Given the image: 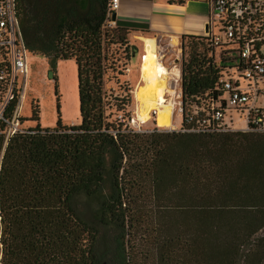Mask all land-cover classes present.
I'll return each mask as SVG.
<instances>
[{
  "label": "trees",
  "instance_id": "obj_1",
  "mask_svg": "<svg viewBox=\"0 0 264 264\" xmlns=\"http://www.w3.org/2000/svg\"><path fill=\"white\" fill-rule=\"evenodd\" d=\"M107 2L16 1L28 53L46 58L51 69L58 60H74L79 122L62 125L58 115L54 127L43 129L31 110L33 128L11 137L2 153L0 139V264H98V230L73 200L99 195L107 181L100 223L122 232L114 253L119 264H133L124 239L128 219L142 210L140 198L155 207L150 213L174 223L157 231L155 264H264V233L258 235L264 230V133L132 128L131 89L124 82L122 96L108 95L105 82L110 70L117 83L122 75L110 48L130 56L136 48L127 41L129 30L107 27ZM200 40L179 37L186 46L185 99L206 92L216 78ZM115 112L122 116L112 118Z\"/></svg>",
  "mask_w": 264,
  "mask_h": 264
},
{
  "label": "built area",
  "instance_id": "obj_2",
  "mask_svg": "<svg viewBox=\"0 0 264 264\" xmlns=\"http://www.w3.org/2000/svg\"><path fill=\"white\" fill-rule=\"evenodd\" d=\"M17 0H0V139L1 153L8 140L25 132L23 101L29 74ZM208 7L199 42L216 72L206 92L183 98L181 58L186 46L168 38L158 47L160 64L171 73L169 103L173 126L154 129L181 134L264 133V0H204ZM120 0H108L106 21ZM157 41V40H156ZM162 38L158 39L161 42ZM166 97V95H165ZM153 113L156 112L153 110ZM175 118L179 123H175ZM132 123L133 120H131ZM155 121V118H154ZM133 126L141 129L142 122ZM1 256V255H0Z\"/></svg>",
  "mask_w": 264,
  "mask_h": 264
},
{
  "label": "rangeland",
  "instance_id": "obj_3",
  "mask_svg": "<svg viewBox=\"0 0 264 264\" xmlns=\"http://www.w3.org/2000/svg\"><path fill=\"white\" fill-rule=\"evenodd\" d=\"M112 24L109 26L107 23V27L113 28L114 26L112 27ZM142 35L144 36H127V41L136 48V53L133 56H130V53L126 54L123 49H118L117 46H112L108 51L110 61L112 57H115L118 60L117 71L122 72V75L117 76L118 83L114 77L116 75L110 72L111 70L108 72V80L105 82V90L108 91V95L122 96V89L119 86L122 87L124 82L127 83L131 90L138 85L140 58L144 52V48H142L141 41L138 37H150L154 41L153 53L155 55L158 54V47H162L168 42L164 38H162L161 42H158L159 37L155 41V36L151 33H142ZM112 54L113 56H111ZM29 62L30 70L27 77V100L25 104L23 103L22 109V123L24 128L25 126L33 128L36 125V122L30 119L31 110L37 112L39 126L43 129L54 127L58 120V115L62 125L69 126L78 124L77 79L74 61L58 60L55 63L54 69H51L46 58L31 54L29 55ZM49 72H52V78L48 77ZM54 76L55 79H53ZM168 80H171V76ZM169 95L170 92L166 95V98ZM135 96H137L136 93ZM136 101L135 99L134 101L131 99V106L128 109L131 120L134 121L132 123L130 120V126L132 128L139 123L135 118L137 115V105L138 108L140 107L138 102L140 101L139 97L137 103ZM168 107H170V104L166 106V109ZM164 115L166 116V114ZM120 116H122V112H115L112 118H119ZM149 116L141 120L143 121L140 123L141 129L152 130L155 128V113L151 111ZM175 123H179L178 118H175ZM108 193L109 182L107 181L99 195L89 198L83 194H79L75 196L73 202L77 213L98 230L95 246V251L99 259L98 264H119L118 260L114 257V253L116 250V239L118 240L122 232L114 225H103L100 223V203ZM138 204L142 205V210L130 217L131 219H128L129 223L128 227H126L128 233L124 239L126 242L125 249L128 252V259H130L129 261L131 263L133 261V264H155L156 242L159 237L157 231L160 226H165V224L172 230L174 229V223L171 217H158L155 213H150V211H154L155 207L151 206L148 200L140 198ZM263 233L264 230L260 231L258 235Z\"/></svg>",
  "mask_w": 264,
  "mask_h": 264
},
{
  "label": "crops",
  "instance_id": "obj_4",
  "mask_svg": "<svg viewBox=\"0 0 264 264\" xmlns=\"http://www.w3.org/2000/svg\"><path fill=\"white\" fill-rule=\"evenodd\" d=\"M115 14L116 19L112 27L129 30L130 37L134 34L151 33L155 36V41L158 37L164 40L168 38L176 40L181 35L202 34L208 7L204 0H186L182 5L168 4L165 0H120ZM141 44L143 48L145 45L143 42ZM28 67H30L29 59ZM26 100L27 94L24 104ZM25 128L30 127L25 126Z\"/></svg>",
  "mask_w": 264,
  "mask_h": 264
},
{
  "label": "bare ground",
  "instance_id": "obj_5",
  "mask_svg": "<svg viewBox=\"0 0 264 264\" xmlns=\"http://www.w3.org/2000/svg\"><path fill=\"white\" fill-rule=\"evenodd\" d=\"M138 39L143 42L145 46L143 47L144 52L141 54L140 58L139 85L137 88L135 86L131 90V96L135 101H138V97L140 99V101H138L140 107L138 108L136 104V108L135 105L137 113L135 118L143 122L141 120L146 119L151 111L154 110L156 112L155 126L158 128L173 126L171 122L172 107L169 103V99L165 97V95L169 93L171 82L168 79L171 73L160 64L157 56L153 53L154 41L150 37H138ZM174 41L175 40H173V42ZM135 93L138 97L135 96ZM169 104L170 107L166 109V106ZM164 114H166V116Z\"/></svg>",
  "mask_w": 264,
  "mask_h": 264
},
{
  "label": "water",
  "instance_id": "obj_6",
  "mask_svg": "<svg viewBox=\"0 0 264 264\" xmlns=\"http://www.w3.org/2000/svg\"><path fill=\"white\" fill-rule=\"evenodd\" d=\"M115 19H116V14L115 13H112V15H111V21L114 22ZM48 77L49 78H52V72H49L48 73Z\"/></svg>",
  "mask_w": 264,
  "mask_h": 264
}]
</instances>
